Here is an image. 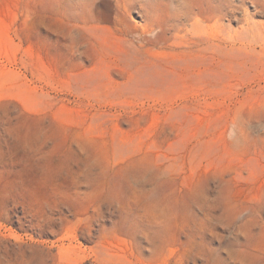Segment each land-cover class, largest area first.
I'll return each mask as SVG.
<instances>
[{
	"label": "rangeland",
	"instance_id": "374dc122",
	"mask_svg": "<svg viewBox=\"0 0 264 264\" xmlns=\"http://www.w3.org/2000/svg\"><path fill=\"white\" fill-rule=\"evenodd\" d=\"M180 1L0 0V264H264V0Z\"/></svg>",
	"mask_w": 264,
	"mask_h": 264
},
{
	"label": "bare ground",
	"instance_id": "6f19581e",
	"mask_svg": "<svg viewBox=\"0 0 264 264\" xmlns=\"http://www.w3.org/2000/svg\"><path fill=\"white\" fill-rule=\"evenodd\" d=\"M98 0H87V2L93 6ZM135 2V0H100V4L106 8H111L116 10L118 13H124L127 10H129V7L132 6V4ZM181 4L178 5H173L172 6V12L175 13V19L178 20L180 19V22L184 25V27H187L186 25L190 24L194 28L187 31V36L185 39V43L188 45V47L194 49L195 46L198 45H207L209 46V43L211 41V38L209 37V34L206 33L204 29H207V27L203 24V22L207 21L211 14L213 13L212 11L215 8H220V5H216L214 7H204L201 4L202 0H182L180 1ZM201 3V4H200ZM198 4L200 7L198 11H196V7L194 5ZM214 8V9H213ZM217 10V9H216ZM221 13V18H222V12ZM158 22V21H157ZM157 24L152 25V28H156ZM161 31L163 32L164 28L162 25ZM172 26H175V23L172 24ZM177 29V27H176ZM156 30V29H155ZM187 30V29H186ZM148 32H151V29L148 30ZM208 34V35H207ZM159 33L157 34L156 38H159ZM146 36V35H144Z\"/></svg>",
	"mask_w": 264,
	"mask_h": 264
}]
</instances>
